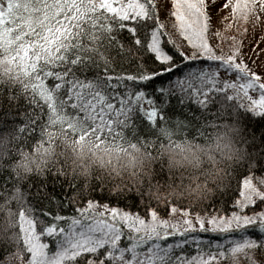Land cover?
<instances>
[{
	"label": "snow or ice",
	"instance_id": "snow-or-ice-1",
	"mask_svg": "<svg viewBox=\"0 0 264 264\" xmlns=\"http://www.w3.org/2000/svg\"><path fill=\"white\" fill-rule=\"evenodd\" d=\"M262 17L264 0H0V264H264V140L242 127L264 120V62L220 27ZM166 155L207 162L195 195Z\"/></svg>",
	"mask_w": 264,
	"mask_h": 264
},
{
	"label": "clouds",
	"instance_id": "clouds-1",
	"mask_svg": "<svg viewBox=\"0 0 264 264\" xmlns=\"http://www.w3.org/2000/svg\"><path fill=\"white\" fill-rule=\"evenodd\" d=\"M230 123L227 119L222 122L221 127L218 130V134H223V139L227 142L232 138L233 134L229 131ZM126 160V157H123ZM165 161V173L166 177H170L166 182L171 184L173 187H177L182 190V194L185 196L195 195V193H189L185 185L192 184L195 185L196 181L192 179L193 175H199V179L202 181L204 179V169L207 167V162H202V166L197 169L193 164L185 160H173L171 164L168 163L167 155L164 157ZM88 163V160H85ZM99 170L98 164H93L92 171L96 172ZM120 179V178H117ZM128 172L125 171L123 175V180H128ZM209 187H211V182H209Z\"/></svg>",
	"mask_w": 264,
	"mask_h": 264
},
{
	"label": "rangeland",
	"instance_id": "rangeland-1",
	"mask_svg": "<svg viewBox=\"0 0 264 264\" xmlns=\"http://www.w3.org/2000/svg\"><path fill=\"white\" fill-rule=\"evenodd\" d=\"M220 27L225 35L229 37L235 36L237 40L241 42L243 51L246 54L245 59H247V53L252 50L253 45H255L256 49L259 51L260 60L264 62V17L261 18L260 23L256 24L255 27L251 22L234 26L227 30L223 29L222 25ZM238 27L247 30L238 31ZM217 40L218 38L213 37L210 42L217 45ZM230 43L231 40L224 41L222 38H219V44L223 45L225 52H227V45ZM217 50L219 51V47H217Z\"/></svg>",
	"mask_w": 264,
	"mask_h": 264
},
{
	"label": "trees",
	"instance_id": "trees-1",
	"mask_svg": "<svg viewBox=\"0 0 264 264\" xmlns=\"http://www.w3.org/2000/svg\"><path fill=\"white\" fill-rule=\"evenodd\" d=\"M176 74L173 73V76H175ZM167 83V80L164 81V84ZM157 85L163 86L161 85L160 81H156ZM153 90V86L149 85L148 87V91L151 92ZM171 104L173 105H178L179 103V98L175 99V100H171L170 101ZM189 103H191L189 101ZM210 111H215V109H211ZM243 111V110H241ZM178 114V112H177ZM242 127L244 128V131L249 135V137H251L252 135L256 136V147L259 149L261 147L260 141L264 140V120H261L259 118L253 117V120L251 122L247 121V120H243L242 121ZM61 163H63V160H61ZM157 167H159V165H157ZM164 176H166V173H163ZM214 196H216V193H213ZM218 198V197H217ZM137 197L136 194L133 192L131 194H129V196L127 197V202L128 203H134L136 201ZM249 232H256L258 231L257 229H248ZM204 235L205 239L211 238V239H221L222 237L216 235V234H202ZM50 247H52V245L50 244Z\"/></svg>",
	"mask_w": 264,
	"mask_h": 264
}]
</instances>
